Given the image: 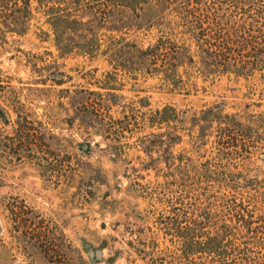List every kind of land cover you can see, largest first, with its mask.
Listing matches in <instances>:
<instances>
[{"label":"rangeland","instance_id":"obj_1","mask_svg":"<svg viewBox=\"0 0 264 264\" xmlns=\"http://www.w3.org/2000/svg\"><path fill=\"white\" fill-rule=\"evenodd\" d=\"M29 11L23 33L0 34V264H264V70L203 72L174 22L102 27L143 48L163 34L190 46L173 83L129 73L61 53L43 5ZM165 106L185 119L158 123ZM211 107L233 124L200 128L193 115ZM195 220L212 249L190 247Z\"/></svg>","mask_w":264,"mask_h":264},{"label":"trees","instance_id":"obj_2","mask_svg":"<svg viewBox=\"0 0 264 264\" xmlns=\"http://www.w3.org/2000/svg\"><path fill=\"white\" fill-rule=\"evenodd\" d=\"M44 7L47 23L56 48L63 54L73 51L89 56L108 55L109 63L129 73L160 72L173 83L179 65L194 64L190 46L163 34L155 44L145 48L124 37L115 38L101 33L118 24L124 28H152L158 25L170 29L172 22L188 30L196 42L199 68L211 73H243L250 68L264 70V0H38ZM30 0H0V34L23 33L30 18ZM175 18V21H172ZM167 25L170 27L167 28ZM160 30V31H161ZM89 108V109H88ZM88 114L97 116L95 106L87 107ZM0 107V117L5 118ZM185 119L171 106L157 110L158 123ZM200 124L220 120L218 130L228 129L233 120L222 110L211 107L201 112ZM225 119V121H223ZM100 123V122H99ZM102 123V122H101ZM224 124V126H222ZM102 129L104 124H100ZM106 134H110L109 130ZM227 137H230L228 135ZM180 136L172 133L169 142ZM225 136L219 139L225 142ZM162 141V139H160ZM191 248H209L206 241L197 240L200 222H191ZM205 246V247H204ZM211 251V250H210ZM212 253L215 251L212 250ZM228 263L227 260L223 262ZM252 264V262L247 263Z\"/></svg>","mask_w":264,"mask_h":264},{"label":"water","instance_id":"obj_3","mask_svg":"<svg viewBox=\"0 0 264 264\" xmlns=\"http://www.w3.org/2000/svg\"><path fill=\"white\" fill-rule=\"evenodd\" d=\"M95 257L96 258H100L101 257V252L99 250H96Z\"/></svg>","mask_w":264,"mask_h":264}]
</instances>
